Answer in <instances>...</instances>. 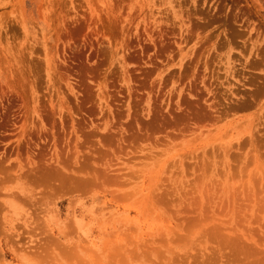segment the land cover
Returning <instances> with one entry per match:
<instances>
[{"label":"rangeland","instance_id":"1","mask_svg":"<svg viewBox=\"0 0 264 264\" xmlns=\"http://www.w3.org/2000/svg\"><path fill=\"white\" fill-rule=\"evenodd\" d=\"M0 264H264V0H0Z\"/></svg>","mask_w":264,"mask_h":264}]
</instances>
